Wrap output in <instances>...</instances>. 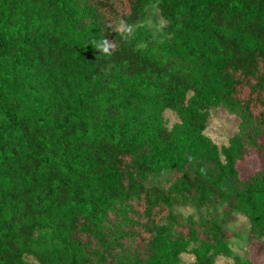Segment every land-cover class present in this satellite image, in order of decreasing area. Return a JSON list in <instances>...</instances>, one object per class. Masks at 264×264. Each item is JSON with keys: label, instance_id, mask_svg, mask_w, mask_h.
<instances>
[{"label": "trees", "instance_id": "16d2710c", "mask_svg": "<svg viewBox=\"0 0 264 264\" xmlns=\"http://www.w3.org/2000/svg\"><path fill=\"white\" fill-rule=\"evenodd\" d=\"M189 1L89 0L108 26L121 19L135 26L145 19L148 6L160 2L163 17L169 24L168 33L176 37L175 43L188 57L185 63L187 58L180 55L154 60L138 50L136 39L129 41L123 34H117L116 44L109 48L110 55L103 52L104 46L91 51L90 56H83L93 59L96 75L107 83L114 82L119 71L128 80L139 81L147 96L179 113L182 124L172 132L160 130L157 135L162 147L159 155L148 156L144 151L140 153L114 142L96 126L89 125L83 114L77 122L71 123L67 115L59 125L48 124L44 117L47 114L51 117L57 109L43 106L45 110L33 112L38 95L34 90L28 94L11 92L10 99H6L0 87V115L6 123L0 140L5 136L10 140L18 138L16 146L19 152L23 151L24 178L46 177L44 183L35 182L32 188L25 189V195L16 198L9 209L0 204V264H28L26 254L36 234L51 228L55 236L62 225V221H53L57 217L80 229L85 236L83 244L89 245L95 239L104 262L115 260L119 246L106 242L100 223L115 213L118 205L137 206L139 224L150 235L152 244L160 239L154 228L163 222L172 226L177 244L180 239L194 235L193 229L186 228L183 219L174 213L175 207L191 200L207 210L222 204L229 216L237 210L251 215L258 203L264 208V170L242 181L237 170L238 157L234 160L229 155L225 164L202 166L190 162L192 157L182 161L178 147L180 138L186 141L205 132L211 110L223 102L228 103L232 112L264 127V27L261 25L264 0L207 2L203 8L207 26L189 32L191 37L182 34V29L190 28L193 21ZM21 4L22 0H13L7 8V17L0 21V62L16 61L29 51L39 52V45L55 64H64L69 52L84 53L80 46L50 33L8 36ZM238 35L255 47L244 48L236 38ZM194 58L214 63V87L202 81L197 66L191 64ZM0 70H3L1 66ZM160 155L164 158H159ZM166 163L174 171L172 188L163 191L149 186V178ZM226 179L237 186V194L223 191ZM251 217L254 228L264 235L262 224L255 216ZM166 238L171 239L169 235ZM199 241L205 247L197 251V264H215L213 251L220 255L228 253L218 224L201 234ZM79 254L80 250L76 251L75 257ZM38 260L39 264H60L45 256Z\"/></svg>", "mask_w": 264, "mask_h": 264}, {"label": "rangeland", "instance_id": "374dc122", "mask_svg": "<svg viewBox=\"0 0 264 264\" xmlns=\"http://www.w3.org/2000/svg\"><path fill=\"white\" fill-rule=\"evenodd\" d=\"M12 1L0 0V21L7 17V8ZM209 1L217 0L189 1L193 21L190 28L182 29V34L191 37L189 32L207 26L203 8ZM159 4L148 6L145 19L135 26L122 19L108 26L89 0H22L8 36L32 37L50 33L80 46L84 53L69 52L64 57V64L58 65L47 58L46 49L39 45V52L29 51L16 61L0 62L3 68L0 70V87L4 89L6 99H10L11 92L24 91L28 94L34 90L38 95L33 112L45 110L43 106L57 109L51 117L49 114L44 117L46 123L59 125L67 115L73 123L83 114L89 125L96 126L101 134L111 137L114 142L140 150V153L144 151L148 156L161 154L157 135L160 130L172 132L181 125L179 113L147 96L139 87V81L128 80L119 71L114 75V82L107 83L96 75L93 59L83 57L86 54L90 56L91 51L106 44L115 45L117 34H123L129 41L136 39L138 50L149 58L158 60L161 56L180 55L187 58L183 63L187 62L188 57L175 43L176 37L168 33L169 24ZM261 25L264 27V18ZM236 38L246 49L255 47L241 35ZM190 61L197 66L202 81L214 87V63L197 58ZM3 118L0 115V132L6 125ZM17 140L6 136L0 140V204H5L6 209L16 203V198L25 195V189L32 188L35 182L44 183L46 179L43 175L23 177V151L19 152ZM178 145L182 161L192 157L190 162L202 166L218 162L225 164L229 155L234 160L238 157L237 170L242 181L264 170V127L253 119L232 112L227 102L211 110L205 132L186 141L180 138ZM167 166V163L162 166L147 184L163 191L170 190L174 171ZM223 191L237 194L238 188L226 179ZM136 209L133 203L118 205L115 213L109 214L100 223L106 242L119 246L115 260L101 262L102 253L97 241L93 239L89 245L83 244L85 236L80 229L57 217L53 221H62V225L56 235L51 228L38 232L26 254V262L39 264V257L45 256L60 264H197V251L205 247L199 241L201 234L218 224L222 227L228 253L220 255L213 251L215 264H264V235L254 228L251 217L255 216L264 228L261 203L256 205L251 215L237 210L230 216L227 207L222 204L207 210L191 200L175 207V215L181 217L184 226L194 232L191 238L180 239L179 244L172 226L167 222L154 228L160 239L152 244L150 235L139 224ZM165 233L172 240L167 239ZM79 239H82V246L78 245ZM78 250L80 254L75 257Z\"/></svg>", "mask_w": 264, "mask_h": 264}, {"label": "clouds", "instance_id": "9594fccd", "mask_svg": "<svg viewBox=\"0 0 264 264\" xmlns=\"http://www.w3.org/2000/svg\"><path fill=\"white\" fill-rule=\"evenodd\" d=\"M109 48H110V45L106 44V46L103 48V52L110 55L111 53L109 52Z\"/></svg>", "mask_w": 264, "mask_h": 264}]
</instances>
